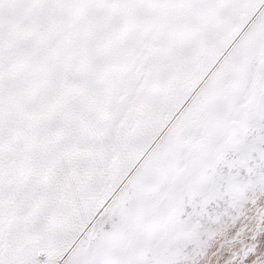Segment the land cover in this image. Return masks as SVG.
<instances>
[{"label":"snow or ice","instance_id":"obj_1","mask_svg":"<svg viewBox=\"0 0 264 264\" xmlns=\"http://www.w3.org/2000/svg\"><path fill=\"white\" fill-rule=\"evenodd\" d=\"M0 264H264V0H0Z\"/></svg>","mask_w":264,"mask_h":264}]
</instances>
